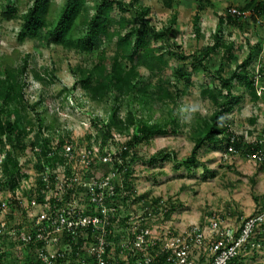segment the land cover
Segmentation results:
<instances>
[{"label":"trees","instance_id":"obj_1","mask_svg":"<svg viewBox=\"0 0 264 264\" xmlns=\"http://www.w3.org/2000/svg\"><path fill=\"white\" fill-rule=\"evenodd\" d=\"M89 1L65 0L61 9L54 12L53 0H27L25 6L18 5L13 0H7L5 9L0 6V22L19 18L21 27L18 39L21 42L27 39L43 38L47 46L76 48L83 54H95L96 59H93L90 65L78 63L70 66L71 73L76 77L71 92L80 88L93 102L97 103L108 102L110 99L113 102L112 108L115 109L119 108L121 102L126 101L129 110L122 119H115L114 122L103 121V127L105 126L107 130L103 135L104 142L98 143V152L100 156L110 153L113 160L106 163L95 158L89 171L91 174L96 173L100 176L115 169L125 179L123 183L117 185L115 190H133L132 182L127 179L132 177L133 164L143 160V156H140L138 152L139 146L155 135L176 134L180 130L182 122L175 111L178 107V99L186 95L188 88L193 84L191 72L199 69L210 72L208 64L219 55H221V61L230 60L234 54V42H226L224 39V25L229 24L244 29L249 22L257 25L262 23L264 0H247L242 6H229L224 14L219 15L214 43L190 56L182 50L180 52L172 50V46L176 45L174 42L175 14L168 25L158 30L148 18L150 7L138 5L137 0L129 3L126 0H97L93 6ZM197 1L199 2L198 11L194 15L193 22L196 34L200 36V23L203 18L201 11L206 9L209 0ZM165 6L172 8L173 0H165ZM132 8L135 15H133L134 18H129L127 12ZM232 8H236L240 13H233ZM165 39L167 46L163 47L159 41ZM257 46L260 45L257 44ZM169 55L177 56L184 61L185 65L189 62L191 70H186L182 65L181 68L175 69L172 75L165 73ZM29 58L30 54H26L22 62L17 65L11 64L6 58H0V143L3 142V137H7L11 144L10 149L5 148L6 158L0 164L3 170L0 187L9 184L13 190L19 187L22 180L17 151L26 152L28 146L37 145L40 148V151L36 152L40 160L37 168L38 171H43L46 167L54 170L59 166H65V146H71L73 151L71 153H74L77 147L71 136L66 137L70 135L69 131L67 134L60 133L58 129L51 132L49 130L51 126L43 125L42 117L39 124L42 137L38 143L30 141L26 126L32 128L34 124L27 117L28 108L36 110L39 116L36 107L42 100L29 104L26 99V88L29 86ZM252 59L251 54H248L241 63L237 64L229 77L224 74V62L217 68L216 73L210 74L220 79L226 93L223 94L222 89L220 92L210 86L202 89V96L211 99L217 108L211 115L198 116L193 120L192 129L202 132V135L195 142L190 155L178 163L184 164L190 170L199 161V150L206 143L219 147L222 144L226 149L233 145L239 154L245 157L253 148L259 147L258 142L248 143L244 135L236 134L232 129L230 118L225 116L243 97V94L236 95L233 92L234 88H244L254 100H258L261 95L264 96L262 85L264 73L261 68L257 72L249 69ZM143 69H146L148 74H145ZM45 71L48 75L43 76L35 72V77L43 82L51 81L55 76L54 72H50L48 68ZM258 73L260 76L257 79ZM182 83L185 85L183 88L180 86ZM172 87L174 90H171ZM259 88L262 90L261 93ZM136 103L138 107L135 106ZM168 103H172L168 112L169 117L153 121L155 114L151 113L160 105H168ZM156 105L159 106L156 107ZM112 126L118 127L120 131H123V127L124 130L133 128V132L127 142L122 143L120 148L111 153L104 143L111 137L109 132ZM43 127H47L50 131L47 135ZM50 133L53 135H49ZM56 139L58 141L55 143ZM146 159L143 162L150 165H155L160 160L177 161L176 155L163 150L156 151ZM101 165L103 168H108L105 173L100 172ZM67 173L70 174L71 169L68 168ZM52 181L54 186L53 178ZM45 188H47L46 184L38 179L32 190L38 191ZM129 197L131 196L123 199V202ZM39 200L44 202L42 196ZM159 200L160 197H157L154 202ZM171 202L170 210L166 215L168 218L178 207H182V203L177 200L172 199ZM241 259L243 258L239 256L230 264H235Z\"/></svg>","mask_w":264,"mask_h":264},{"label":"rangeland","instance_id":"obj_2","mask_svg":"<svg viewBox=\"0 0 264 264\" xmlns=\"http://www.w3.org/2000/svg\"><path fill=\"white\" fill-rule=\"evenodd\" d=\"M13 1L22 6H25L27 2V0ZM63 1L65 0H53L54 12L61 9ZM96 1L90 0V5L93 6ZM126 1L129 3L132 0ZM246 2L247 0H209L206 9L201 11L203 18L200 23L201 33L198 36L193 22L194 15L198 11L199 2L197 0H173L172 8L165 6V0H137L138 5L150 7L148 18L158 30L168 25L173 15H176L174 42L180 48L178 49L174 45L172 50L175 52L182 50L187 56L213 44L219 15L224 14L229 6H242ZM6 3L7 0H0L2 9L6 8ZM133 10L134 8L127 12L129 18H134ZM262 20L263 22L258 25L249 22L244 26V29L229 24L224 25V39L226 42H234V54L231 59L221 61V55H219L208 64L210 72L204 69L192 71L193 84L188 88V93L178 99V107L175 111L182 122L180 130L176 134L155 135L148 142H143L139 146L138 152L140 156H143V160L133 164L132 177L126 178L127 181L132 182L131 187L140 197L137 204H133L135 205L134 210L139 214L143 213V210L140 209L144 205L154 202L157 197L171 201L172 199L177 200L182 203V207H178L174 211L171 221L175 225L174 227L184 230L192 224H207L209 217L215 213L224 217L223 224L226 225L228 223L225 221L227 219L225 217H230L234 212H240L238 208H232L237 204L235 202L232 205L236 191L234 188L239 185L238 182L243 179L244 173H249L253 169V165H255L253 161L241 153L232 155L231 159L225 160L224 153L227 150L225 145L221 144L222 147H219L212 143H206L199 150V161L190 170L178 162L190 155L195 142L202 135V132L192 129L193 120L198 116H209L217 108L211 99L202 96V89L210 86L220 92L222 89L223 94L226 93L220 79L210 74L216 73L217 68L224 62V74L229 77L237 64L241 63L248 54L253 57L249 69L252 72L254 70L257 72L261 68L264 73V18ZM20 27L21 20L19 18L0 22V58H6L10 60L11 64L17 65L22 62L26 54H30L29 86L26 88V99L29 104L42 100L41 104L36 107L39 116H37L36 110L28 108L27 117L34 124L32 128L26 126L29 130L30 141L38 143L42 137L39 130L42 117L43 125L51 126L50 131L58 129L60 133L65 132V134L69 131L70 135H66V137L71 136L79 150H86L85 146L95 143V149L98 152V143L104 142L103 135L107 130L105 126L103 127V121L114 122L115 119L124 118L129 110L128 103L121 102L119 108L115 109L112 108L113 102L110 99L108 102L97 103L93 102L80 88L71 92L76 77L71 73L70 66L78 63L90 65V62L96 59L95 54H83L76 48L47 46L43 38L27 39L21 42L18 39ZM159 43L163 47L167 46L166 39L160 40ZM108 48L111 50L110 46ZM167 60L168 66L164 72L169 75H172L173 71L181 68L182 65L186 70H191L190 63L187 62L185 65L184 61L177 56L169 55ZM47 68L55 74L51 81L43 82L35 77V72L43 76L48 75L45 71ZM143 71L148 74L146 69ZM262 85L264 86V77ZM180 86L183 88L185 85L182 83ZM171 90H174V87ZM233 92L236 95L243 94L241 101L235 104L234 109L225 114L231 120L233 131L240 136L244 135L245 139L249 141L262 137L264 134V96L261 95L258 100H254L244 88L239 87L234 88ZM171 105L172 103L156 105L159 107L151 113L155 114L152 120L168 118ZM135 106L138 107V103ZM192 108L199 110L193 112ZM145 117L147 118V116ZM42 129L46 135L50 132L47 127ZM124 129L123 127V131H120L116 126L110 128L111 137L104 143L109 152H115L122 143L130 139L133 128ZM49 135H53V133ZM9 142V138L3 137V142L0 143V159L6 158L5 148L10 149L11 147ZM158 150L173 153L176 155L177 161L160 160L155 165L143 162ZM36 152L38 151L32 150L31 146L27 147L26 152L17 151L20 169L25 174L28 172V176L23 177L17 190H32L34 188L35 174L40 162ZM101 168L100 172L103 173L108 169L103 168L102 165ZM2 174L3 170L0 168V178H2ZM114 180L117 184L125 181L121 174H117ZM10 189L9 184L1 186L0 198H3L6 190ZM171 201L169 202L172 204ZM170 226L168 222L164 227L169 229ZM155 233L158 232L155 231ZM235 264H264V247L258 248L253 255L245 257Z\"/></svg>","mask_w":264,"mask_h":264},{"label":"built area","instance_id":"obj_3","mask_svg":"<svg viewBox=\"0 0 264 264\" xmlns=\"http://www.w3.org/2000/svg\"><path fill=\"white\" fill-rule=\"evenodd\" d=\"M246 142L259 143L246 157L264 169V134ZM92 145L83 151L77 147L74 153L66 145L65 166L37 170L35 184L39 179L47 188L6 190L0 198V264H230L263 246L264 208L240 214L236 224H223L215 213L207 224L184 230L174 227L173 215L166 217L168 199L144 205L139 214L133 205L140 198L136 190H115V169L100 176L90 173L95 158L113 160L110 153L100 156ZM31 148L40 151L37 145ZM236 154L230 145L225 160ZM20 171L23 179L28 172Z\"/></svg>","mask_w":264,"mask_h":264},{"label":"crops","instance_id":"obj_4","mask_svg":"<svg viewBox=\"0 0 264 264\" xmlns=\"http://www.w3.org/2000/svg\"><path fill=\"white\" fill-rule=\"evenodd\" d=\"M242 178L238 182L239 185L234 188L236 191L232 202V205L237 203L232 208H238L240 212H234L233 215H229L230 217H225L228 224H236L238 216L242 213L251 214L260 208H264V169L255 164L253 169L249 173H244Z\"/></svg>","mask_w":264,"mask_h":264},{"label":"clouds","instance_id":"obj_5","mask_svg":"<svg viewBox=\"0 0 264 264\" xmlns=\"http://www.w3.org/2000/svg\"><path fill=\"white\" fill-rule=\"evenodd\" d=\"M193 112H197L199 109L198 108H192L191 109Z\"/></svg>","mask_w":264,"mask_h":264}]
</instances>
